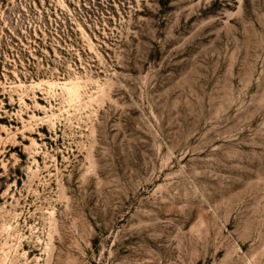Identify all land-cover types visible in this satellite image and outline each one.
I'll list each match as a JSON object with an SVG mask.
<instances>
[{"label":"rangeland","instance_id":"rangeland-1","mask_svg":"<svg viewBox=\"0 0 264 264\" xmlns=\"http://www.w3.org/2000/svg\"><path fill=\"white\" fill-rule=\"evenodd\" d=\"M0 264H264V0H0Z\"/></svg>","mask_w":264,"mask_h":264}]
</instances>
